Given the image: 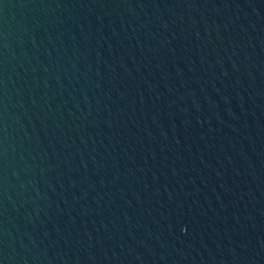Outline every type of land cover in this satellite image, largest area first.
I'll return each instance as SVG.
<instances>
[{
    "label": "water",
    "instance_id": "95a60500",
    "mask_svg": "<svg viewBox=\"0 0 264 264\" xmlns=\"http://www.w3.org/2000/svg\"><path fill=\"white\" fill-rule=\"evenodd\" d=\"M0 264H264V0H0Z\"/></svg>",
    "mask_w": 264,
    "mask_h": 264
}]
</instances>
